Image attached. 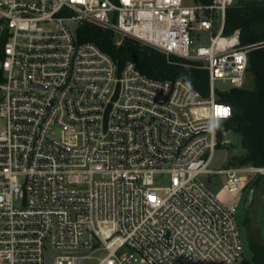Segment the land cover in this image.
<instances>
[{"label": "built area", "instance_id": "1", "mask_svg": "<svg viewBox=\"0 0 264 264\" xmlns=\"http://www.w3.org/2000/svg\"><path fill=\"white\" fill-rule=\"evenodd\" d=\"M234 1L0 0V264L243 260L234 201L264 167H210L232 116L218 92L247 80L249 46L224 34ZM83 23L202 62L209 94L120 67Z\"/></svg>", "mask_w": 264, "mask_h": 264}, {"label": "trees", "instance_id": "2", "mask_svg": "<svg viewBox=\"0 0 264 264\" xmlns=\"http://www.w3.org/2000/svg\"><path fill=\"white\" fill-rule=\"evenodd\" d=\"M236 30L241 45L249 46L247 78H252L253 86L218 92V100L232 107V116L219 126L218 132L222 136L224 131L233 130L241 135L245 153L235 156L233 165L264 167V0H235L228 7L224 34L230 35ZM77 35L80 41L97 44L120 67L131 61L152 78H181L203 95L209 94V72L202 62L167 54L134 37L94 23H83ZM249 246L251 258L244 256L239 264H264V243L250 240Z\"/></svg>", "mask_w": 264, "mask_h": 264}, {"label": "rangeland", "instance_id": "3", "mask_svg": "<svg viewBox=\"0 0 264 264\" xmlns=\"http://www.w3.org/2000/svg\"><path fill=\"white\" fill-rule=\"evenodd\" d=\"M208 39L209 36L207 34L205 43H208ZM217 84L220 87L230 88V85H224L221 82ZM245 85L247 87H252V78L248 77ZM3 125L4 121L0 119V127ZM244 153L245 149L242 145L241 135L233 130L224 131L222 134V143L216 148L210 167L213 169L227 168L233 165L232 160L235 156H240ZM236 166L249 167L248 165ZM244 174L250 182L247 187L239 193L234 202L238 205L237 218L244 241V255L247 258H251L252 250L249 246L250 240L264 243V172H245ZM225 178V175L221 174L208 179L210 182L212 180V187L215 192L219 193L221 198L227 196L226 189L222 188ZM51 252L52 254L59 253L55 250H51ZM77 253L92 256L86 259V264H97L99 259L106 254L103 250L92 252L91 249H79Z\"/></svg>", "mask_w": 264, "mask_h": 264}, {"label": "crops", "instance_id": "4", "mask_svg": "<svg viewBox=\"0 0 264 264\" xmlns=\"http://www.w3.org/2000/svg\"><path fill=\"white\" fill-rule=\"evenodd\" d=\"M224 198H225V199H228V196H225Z\"/></svg>", "mask_w": 264, "mask_h": 264}, {"label": "water", "instance_id": "5", "mask_svg": "<svg viewBox=\"0 0 264 264\" xmlns=\"http://www.w3.org/2000/svg\"><path fill=\"white\" fill-rule=\"evenodd\" d=\"M221 136V135H220Z\"/></svg>", "mask_w": 264, "mask_h": 264}]
</instances>
